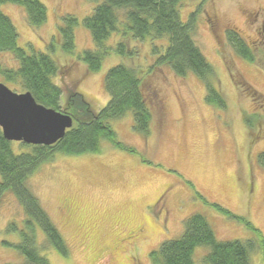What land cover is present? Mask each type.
Masks as SVG:
<instances>
[{
	"label": "rangeland",
	"instance_id": "obj_1",
	"mask_svg": "<svg viewBox=\"0 0 264 264\" xmlns=\"http://www.w3.org/2000/svg\"><path fill=\"white\" fill-rule=\"evenodd\" d=\"M40 1L46 20L38 27L27 23L20 5L6 2L0 9L17 30V45L27 53L46 51L55 38L50 55L61 67L54 78L62 89L61 109L77 92L88 108L78 96L70 111L78 119L82 115L90 119L109 99L105 73L124 61L142 68L151 112L147 134L133 129L131 110L108 120L116 138L133 151L102 138L98 152L54 153L28 177V187L68 246V254H60L36 225L37 245L50 264H151L150 250L164 239L179 237L183 219L191 212L203 214L218 239L255 238L243 221L221 214L213 202L243 216L264 235V167L258 162V153L264 150V0H182L179 5L183 21L196 11L192 37L214 69L210 83L221 93L225 108L205 101V84L193 72L177 75L166 64L150 69L155 56L149 37L130 39L135 54L124 59L113 49L119 35L112 33L105 41L111 49L100 69L88 71L76 57L83 49L94 48L82 19L101 0ZM67 13L78 19L72 53L62 51L58 33L60 17ZM227 29L245 39L255 61L235 53ZM0 62L16 66L10 52H0ZM0 82L21 92L1 75ZM247 116L252 126L247 125ZM21 143L13 140V149L17 151ZM23 218L15 195L0 193V264L23 261L16 247L3 243L20 240L19 232L7 231L6 226L11 221L21 226ZM208 250L206 245L197 246L194 263L204 264L201 259ZM263 260L264 251L253 250L248 264Z\"/></svg>",
	"mask_w": 264,
	"mask_h": 264
},
{
	"label": "trees",
	"instance_id": "obj_2",
	"mask_svg": "<svg viewBox=\"0 0 264 264\" xmlns=\"http://www.w3.org/2000/svg\"><path fill=\"white\" fill-rule=\"evenodd\" d=\"M181 1L101 0L97 2L93 11L82 19L83 25L91 34L94 48L83 49L77 54V59L85 63L88 71L94 72L100 69L104 56L111 49L110 46L105 45V41L112 33L117 32L119 35V40L113 49L124 59L131 58L135 54V50L129 45L130 39L144 40L149 37L151 53L155 56L150 69L166 64L177 75L193 72L205 84V101L219 108H225L224 98L210 83L214 69L192 37L196 11L191 12L188 19L183 21L179 14ZM6 2L22 6L25 19L32 27H38L46 20V7L40 0H0V4ZM118 10L122 12L119 13ZM77 23V17L72 14L67 13L60 17L58 33L61 49L65 53L74 51V28ZM17 35L11 19L0 9V52H10L16 61V66H7L0 62V75L14 88L30 91L37 102L64 111L73 118L72 126L66 129L64 135L56 142L52 144L22 142V147L17 151L13 149L12 141L3 136L0 128V193L12 192L24 211L21 226L16 221H11L6 226L7 231L19 232L20 240L16 243L3 240V243L16 247L23 256V261L18 264H50L37 245L35 226L40 227L47 242L60 254L66 256L68 246L38 197L28 187V177L41 162L51 159L54 153L98 152L102 138L110 141L117 148L133 151L132 147L116 138V133L108 120L119 118L131 110L133 129L147 134L151 112L146 104L148 98L142 68L124 61L109 67L105 73L104 86L109 99L97 113L92 114L90 119L84 118V115L78 119L70 111L74 99L78 96L88 108L82 94L77 92H73V97L71 96L73 93L69 96L68 103L62 110L60 105L62 89L54 80L61 67L50 55V52L55 50V38L53 37L48 43L46 51L33 49L31 53H27L17 45ZM226 38L237 55L248 61H255L250 46L236 30L227 29ZM156 39L163 43H155ZM246 123L252 126V120L248 116ZM258 162L264 167V150L258 153ZM198 196L207 203L199 192ZM211 204L221 214L243 221L254 231L255 238L244 241L218 239L206 217L200 212H191L183 219V228L179 237L164 239L157 248L150 250L151 264H195L194 249L200 245L209 247L201 259L204 264H248L251 251H264V235L258 227L219 203ZM260 264H264V260Z\"/></svg>",
	"mask_w": 264,
	"mask_h": 264
},
{
	"label": "water",
	"instance_id": "obj_3",
	"mask_svg": "<svg viewBox=\"0 0 264 264\" xmlns=\"http://www.w3.org/2000/svg\"><path fill=\"white\" fill-rule=\"evenodd\" d=\"M72 123L70 114L37 102L30 91L17 92L0 82V128L6 139L52 144Z\"/></svg>",
	"mask_w": 264,
	"mask_h": 264
}]
</instances>
